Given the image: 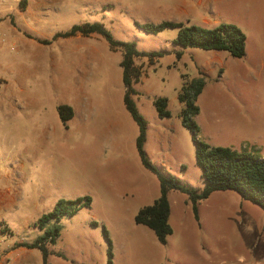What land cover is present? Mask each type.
I'll return each mask as SVG.
<instances>
[{
  "label": "rangeland",
  "instance_id": "374dc122",
  "mask_svg": "<svg viewBox=\"0 0 264 264\" xmlns=\"http://www.w3.org/2000/svg\"><path fill=\"white\" fill-rule=\"evenodd\" d=\"M23 1L0 0L7 6L0 11V99L15 110L11 134L0 133V168L17 161L25 172L22 209L6 213L3 240L35 242L43 234L34 225L37 217L53 211L60 199L89 196L90 207L61 219L50 264H108L104 230L114 264H264V210L235 191L203 200L199 219L188 196L171 191L174 233L166 244L136 223L161 190L141 162L139 128L124 103L123 51H112L97 34L53 40L74 25L101 23L117 41L163 55L154 65L146 57L136 61L144 71L133 98L148 124L145 152L161 172L202 190L203 169L182 123L179 94L185 83L203 76L200 138L264 158V0H26L24 11ZM163 22L236 24L247 36L246 55L176 45L177 28L150 34L138 27ZM158 98L168 99L170 118H159ZM61 105L75 112L66 124ZM29 264H43L39 250L32 251Z\"/></svg>",
  "mask_w": 264,
  "mask_h": 264
},
{
  "label": "trees",
  "instance_id": "16d2710c",
  "mask_svg": "<svg viewBox=\"0 0 264 264\" xmlns=\"http://www.w3.org/2000/svg\"><path fill=\"white\" fill-rule=\"evenodd\" d=\"M26 4L24 0L20 8L24 10ZM12 23L14 24L13 18ZM138 27L150 34H159L166 29L177 28L179 29L178 36L174 40L176 45L205 51H226L234 58H243L246 55L247 36L236 24L223 23L216 28H204L196 25L187 26L184 23L163 22L161 24H138ZM96 34L108 41L112 51H123L124 56L120 65L123 71V82L127 88L124 103L139 128L136 145L141 162L146 169L157 176L160 182V197L153 205L139 212L135 218L136 223L148 227L155 233L161 244H166L168 237L174 233L170 223L171 202L169 199V194L173 190L181 191L188 196L197 219H199L200 202L220 191H235L244 200L264 210V158L247 150L213 147L200 138L201 129L196 117L200 114L197 102L206 87V80L203 76L184 84L179 94V101L184 104L181 114L182 123L192 134L196 146V159L203 169L205 187L202 190L189 188L174 175L164 174L153 164L145 152L147 120L139 111L133 98L138 94L133 86L141 83L144 76L142 66L137 65L136 61L146 57L149 59V64L154 65L163 55L142 52L134 42L117 41L101 23L74 25L67 32L57 33L53 40L76 36L92 37ZM39 42L47 45L52 43L51 40H39ZM177 58H182V52L177 53ZM154 106L159 118L171 117L167 98L156 99ZM58 112L64 124L72 120L75 114L73 107L69 105L59 106ZM91 205L92 198L89 196L76 200H58L54 210L42 215L35 224L43 234L35 242L21 243L19 246L39 250L42 253L43 264H50L49 258L54 254L50 247L57 243L62 233V227L59 224L61 219L75 216ZM104 234L109 243L108 264H114L112 241L106 230Z\"/></svg>",
  "mask_w": 264,
  "mask_h": 264
},
{
  "label": "crops",
  "instance_id": "0c3cea01",
  "mask_svg": "<svg viewBox=\"0 0 264 264\" xmlns=\"http://www.w3.org/2000/svg\"><path fill=\"white\" fill-rule=\"evenodd\" d=\"M4 8H7V6H5L4 4L0 5V11H3ZM5 105L7 108H4ZM12 107L13 104H11L10 102H8L7 104L3 102V99H0V133L3 131H8V135H10L11 131L14 128L13 121L15 119V114L13 113L15 112V110H13ZM9 111H12V113H10ZM6 122L10 124L8 125ZM6 159H8V157ZM23 168V165L17 164V161L10 165H7V167H5L4 169L0 168V223H5L4 219H6L5 217L8 211L12 209H22L21 203L23 202L25 197L23 193V175L25 174ZM39 218L40 217H37L34 225ZM2 231L7 233L11 232L9 228L2 229ZM21 243L26 242H24V240H21L17 243H7L1 237L0 232V264H29L32 256V251L34 249L21 247L19 246Z\"/></svg>",
  "mask_w": 264,
  "mask_h": 264
}]
</instances>
